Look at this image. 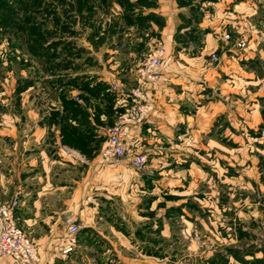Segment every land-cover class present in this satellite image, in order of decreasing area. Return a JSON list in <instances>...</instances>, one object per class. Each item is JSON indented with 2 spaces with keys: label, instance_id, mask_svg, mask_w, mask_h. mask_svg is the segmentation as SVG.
<instances>
[{
  "label": "rangeland",
  "instance_id": "374dc122",
  "mask_svg": "<svg viewBox=\"0 0 264 264\" xmlns=\"http://www.w3.org/2000/svg\"><path fill=\"white\" fill-rule=\"evenodd\" d=\"M157 1L0 0V130L3 120L16 119L22 130L34 127L23 126L24 117H48L59 125L61 117L72 113L85 119L103 116L110 126L124 111L117 94L127 95L131 88H142L149 106V85L139 86L135 77L149 45L164 42L150 28L166 25L163 16L147 9ZM250 2L255 12L247 17L248 24L262 30L264 0ZM234 18H222L227 28L232 29ZM134 22L138 29L128 25ZM184 37L176 36L180 43L168 48L164 42L175 75H181L183 66L171 58L185 52L183 42L189 39ZM141 41L145 44L136 48ZM246 41L240 38L237 47H246ZM212 52L218 55L211 50L210 66L220 59L211 61ZM247 68L256 70L261 80L257 87L264 92V60ZM102 78L128 88L118 92ZM240 79L246 90L240 97L238 137H222L219 149L213 141L185 143L182 137L160 135L154 153L140 152L145 161L134 168L136 176L144 177L140 192L102 204L97 222L75 221L80 226L74 236L77 246L64 259L53 257V264H264V95L254 100V88L245 82L251 78ZM65 99L76 106L54 108ZM251 103L260 105L253 117ZM10 144L0 137L2 173L11 165ZM9 260L0 255V264Z\"/></svg>",
  "mask_w": 264,
  "mask_h": 264
},
{
  "label": "crops",
  "instance_id": "0c3cea01",
  "mask_svg": "<svg viewBox=\"0 0 264 264\" xmlns=\"http://www.w3.org/2000/svg\"><path fill=\"white\" fill-rule=\"evenodd\" d=\"M250 1L158 0L156 7L147 8L152 15L157 13L165 19L166 25L162 29L154 23L151 24L155 26L147 27L151 32L158 30L160 38L168 41L166 48L171 43H180L176 36L181 34L189 40L183 42L187 44L185 52L179 53L176 59L171 58L173 62H182L181 75L171 71L170 57L163 56L165 64L159 71L158 81L147 84L150 103L147 118L130 130L125 143L127 152L121 158L112 160L103 156L108 126L103 122V116L87 118L89 128L85 127L86 123L78 125L76 118L61 117L60 124L55 125L49 123L48 117H24L23 126L32 124L34 127L22 130L16 127V119L3 120L5 127L0 130V137L11 142L7 157L11 165L7 172H0V198L18 197L15 215L34 241L40 264L48 261L53 264V257L64 259L70 254H61L68 242L69 225L76 224L80 229L75 221L82 218L86 221L95 218L97 222L102 204H110L117 198L135 197L140 192L144 177L136 176L129 158L144 151L154 153L160 135L162 139L182 137L185 143L213 141L219 149H223L222 137H238L240 97L246 90L240 87V78H251L245 82L254 88V100L264 95L257 87L261 80L257 78L256 70L247 68L248 63L264 60V43L261 42L264 41V24L262 30L248 24L247 17L255 12L249 7ZM179 14L187 19L186 23L180 20ZM225 17H235L231 22L232 29L225 26L227 22L222 19ZM134 23L128 25L138 29V22ZM240 38L247 40L246 47H237ZM143 44L144 41L136 43V48ZM152 48L154 44L149 45L148 52ZM211 50L220 55L213 66L207 60ZM102 79L108 85L113 84L118 92L128 88L123 82L111 83L108 78ZM117 97L122 108L133 98L131 92L124 96L118 93ZM251 104L255 106L250 109L253 117L260 105ZM61 105L63 101H58L54 108L59 109ZM242 115L247 118V113ZM250 121L254 123V119ZM66 123L77 127L71 137L84 138L80 145L68 142L70 136L63 131ZM9 264L18 263L10 258Z\"/></svg>",
  "mask_w": 264,
  "mask_h": 264
},
{
  "label": "built area",
  "instance_id": "2783aa9c",
  "mask_svg": "<svg viewBox=\"0 0 264 264\" xmlns=\"http://www.w3.org/2000/svg\"><path fill=\"white\" fill-rule=\"evenodd\" d=\"M227 37V36H226ZM243 46L244 42L238 43ZM165 55L164 42L158 40L148 54L141 60L137 69V83L144 86L147 83L157 82L163 56ZM217 54L212 52L210 60H216ZM142 88H136L131 91L132 100L125 104L122 114L116 121L106 128V146L103 150V156L106 159H118L123 157L126 152V138L130 130L142 123L148 114L149 106L143 102L144 95ZM145 161L141 154H134L129 158V164L132 168H140ZM19 200L15 196L8 201L0 199V255L10 257L18 264H40V256L36 250L34 241L20 227L15 215V210ZM79 227L71 224L67 228L68 242L61 250V254H69L74 250V236ZM45 264H52L48 261Z\"/></svg>",
  "mask_w": 264,
  "mask_h": 264
},
{
  "label": "trees",
  "instance_id": "16d2710c",
  "mask_svg": "<svg viewBox=\"0 0 264 264\" xmlns=\"http://www.w3.org/2000/svg\"><path fill=\"white\" fill-rule=\"evenodd\" d=\"M127 16V15H126ZM129 17H131V16H129ZM128 17V18H129ZM74 105V106H76V104L74 103V101H72V100H70V99H65L64 101H63V105L65 104V106H66V108H69L68 107V105L70 104V105H72V104ZM79 107V106H78ZM81 110V108H78V112ZM64 117V116H63ZM79 117V115L78 114H74V113H72L71 114V116H65L64 118H72V119H74V118H76V119H74V120H77V122H78V125H83L84 123H86V128H89V125H88V121L85 119V118H83V120H82V118L80 119V118H78ZM80 119V120H79ZM67 120V119H66ZM63 131H64V134L66 133V135H68V136H70V140L71 141H68L69 143H71V144H74V145H80L81 143H82V139H83V141H84V138H81V137H75V139H73L72 137H71V135H73V134H75L74 132H76L77 131V127L76 126H74V125H71V124H69V123H66L65 125H64V128H63Z\"/></svg>",
  "mask_w": 264,
  "mask_h": 264
}]
</instances>
